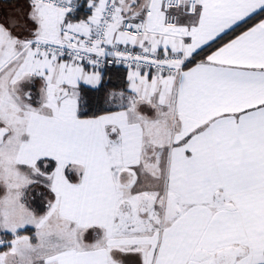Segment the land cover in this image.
Here are the masks:
<instances>
[{"label":"snow or ice","instance_id":"1","mask_svg":"<svg viewBox=\"0 0 264 264\" xmlns=\"http://www.w3.org/2000/svg\"><path fill=\"white\" fill-rule=\"evenodd\" d=\"M0 264H264V0H0Z\"/></svg>","mask_w":264,"mask_h":264},{"label":"trees","instance_id":"2","mask_svg":"<svg viewBox=\"0 0 264 264\" xmlns=\"http://www.w3.org/2000/svg\"><path fill=\"white\" fill-rule=\"evenodd\" d=\"M107 79V76L105 77ZM113 82H115V77H113ZM106 87H111V85H106Z\"/></svg>","mask_w":264,"mask_h":264}]
</instances>
